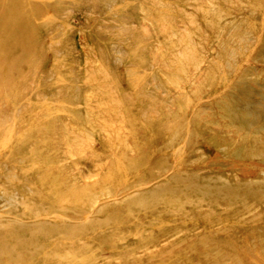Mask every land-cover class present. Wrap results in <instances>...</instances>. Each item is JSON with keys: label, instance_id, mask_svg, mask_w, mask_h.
I'll use <instances>...</instances> for the list:
<instances>
[{"label": "rangeland", "instance_id": "374dc122", "mask_svg": "<svg viewBox=\"0 0 264 264\" xmlns=\"http://www.w3.org/2000/svg\"><path fill=\"white\" fill-rule=\"evenodd\" d=\"M55 1L61 6L55 13V27L50 33L60 38L62 48L58 56L65 71H57L53 61L47 59L44 82L31 72L25 92L27 99L9 114L19 118L22 111L32 105L41 102L60 105L75 96L72 107L76 116L60 115L54 121V145L48 154V170L58 176L62 192L77 194L85 207L84 218L73 221L99 220L102 209H123L129 196L139 189L159 185L178 174L216 175L211 165L217 152L211 145L204 144L189 153L177 147L181 155L169 154L170 164L163 167L157 164L160 158H155L156 161L145 168L146 176L130 187L105 181L107 170L117 155L105 149L106 125L125 128L127 122L124 116H119L115 123L109 121L99 98L105 84L103 59L107 63L111 58L120 60L118 77L126 70L139 68L154 94L152 99L145 98L146 102L157 103L174 115L181 112L183 103L190 104L196 109L195 115L200 116L199 120L206 122V131L211 136L214 132L232 133L236 127L226 118L229 113L208 95V91H215L217 87H209L204 82L210 76L215 77L216 71L219 82L244 75L248 95L240 97L235 90L237 102L231 107L237 114L254 121L255 127L264 126V57H259L264 54L237 59L245 48L261 45L255 31L263 25L264 9L259 14L255 8L257 0ZM109 1L112 8L103 4ZM142 28L147 31L148 44L144 51L147 60L140 66L132 60L136 55L133 53L136 36ZM105 41H111L112 46L107 59L103 57L104 50L101 51ZM191 49L196 55L188 62L185 55ZM173 61L176 62L174 67ZM128 91L124 92L125 96H129ZM174 120L168 123L173 124ZM259 132L255 134L257 138L261 136ZM157 142L152 158L155 157L152 154L167 157L161 140ZM125 153L130 158L136 157L129 141H126ZM179 155L183 160L181 164L177 163ZM220 160L227 161L226 158ZM29 170L30 167L11 166L0 160V220L22 223L38 222L44 217L53 223L71 220L51 210V205L59 198L57 189L51 193L52 197H38L34 194L35 188H30L28 196L21 200L20 216L14 212L3 197L11 188H19L22 173ZM221 175L235 182L242 179L240 172L233 168H225ZM259 176L263 178L264 173ZM39 191L43 192L44 188L40 187ZM240 202L213 207L204 203L193 210L173 211L169 216L148 221L133 212L126 222L129 227L109 226L101 232V239L81 237L74 245H67L60 241L62 234L56 232L43 241L45 247L38 252L50 260L53 248L58 255L54 264H261L254 257H263L260 248L264 247V197H249ZM238 206L244 210L240 211ZM206 243L210 248H204ZM72 252L76 254L74 258ZM45 261L41 263L50 264Z\"/></svg>", "mask_w": 264, "mask_h": 264}, {"label": "bare ground", "instance_id": "6f19581e", "mask_svg": "<svg viewBox=\"0 0 264 264\" xmlns=\"http://www.w3.org/2000/svg\"><path fill=\"white\" fill-rule=\"evenodd\" d=\"M103 4L113 7L110 1ZM60 6L55 0H0V160L11 166L20 164L22 168L31 169L22 173L17 185L19 188H11L3 198L18 214L21 200L28 196L30 188H35L34 194L38 197H52L51 193L57 189L60 191L59 198L51 205V210L63 219H71H66V223L49 222L45 217L38 222L29 223L0 220V264H42L41 260L54 264L58 255L53 248L50 250V253H54L50 255V260L38 252L40 248L45 247V239L52 233L60 232L57 234H62L60 241L67 245H74L81 237L101 239V232L109 226L129 227L126 222L129 214L133 212L148 221L169 216L173 211L184 212L187 208L193 210L204 203L213 207L223 203H242L240 201L249 197H264V177L259 176L264 173V126L255 127L254 121L245 115L237 114L231 107L237 102L234 100L235 90L239 92L240 97L248 95L245 87L248 82L243 79L244 75L219 82L216 71L215 77L210 76L204 82V85L209 87H217L215 91H208V95L214 97L213 102L229 113L230 116L226 118L236 127L232 133L214 132L211 136L206 131V122L199 120L200 116L195 115L196 109H192L190 104L183 103L181 112L174 115L171 111L160 108L157 103L153 105L146 102L145 98L152 99L154 94L146 79L139 73V68L126 70L123 78L118 77L120 60L111 58L107 63V60L103 59L102 80L105 84L99 98L106 108L109 121L115 123L119 116H124L127 122L125 128L111 123L106 125L108 138L105 149L108 152L115 151L117 155L107 170L105 181L130 187L146 176L145 168L156 159L160 158L157 164L163 167L171 160L169 154L176 152L181 155L177 147L181 146L189 153L198 145L204 144L211 145L217 152L212 162L216 167L211 165L216 175L200 177L196 172L178 174L174 179L159 185L139 189L129 196L123 209H102V217L99 220L86 223L73 221L84 218L85 207L80 204L77 194L62 192L58 176L48 170V154L54 145L52 134L56 120L60 115L76 116L72 107L75 96L70 98L71 101L66 100L60 105L51 102L32 105L22 111L19 118L9 114L12 108L27 99L25 92L28 90L31 72L38 80L44 82L47 59L53 61L57 71L65 67L64 64L61 65L62 59L58 56L62 48L60 38L50 33L51 28L55 27L54 16ZM255 8L260 14L264 9V0H257ZM162 19L161 15L160 20ZM262 24L255 31V36L260 37L261 45L253 49L251 46L245 48L244 53L237 57L238 60L247 59L249 54L254 57L264 54V22ZM146 32L142 28L141 32H138L139 36L136 34L137 43L133 51L136 55L132 60L135 65L143 66L147 60V55L144 54L148 44ZM111 47V41L102 44L101 51L104 50L105 59L112 51ZM195 55L196 52L191 49L185 58L189 62L195 59ZM172 63L173 67L176 66V62ZM125 91L130 93L129 96H125ZM200 94L203 96L204 92ZM155 114L160 117L157 118ZM47 116L49 119H46ZM172 119H175L173 124L168 123ZM258 130L259 133L262 132L260 138L255 136ZM158 139L161 140L163 152L168 153L167 157H156L158 154H152L155 155L152 158L151 153L155 152ZM126 141L131 143L136 157L130 158L126 155ZM180 155L177 162L179 164L183 162ZM221 158H226L227 161H222ZM225 168L236 169L242 179L235 182L224 178L221 174ZM6 177L11 179L9 174ZM40 187L44 188L43 192L39 191ZM239 210L243 211L244 208ZM207 246L210 245L206 243L204 248H210ZM260 252L263 257L254 259L264 264V247L260 248ZM75 255V252L71 253L73 258Z\"/></svg>", "mask_w": 264, "mask_h": 264}]
</instances>
